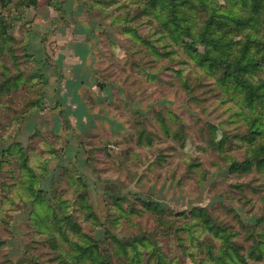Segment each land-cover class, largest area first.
<instances>
[{
	"label": "rangeland",
	"instance_id": "1",
	"mask_svg": "<svg viewBox=\"0 0 264 264\" xmlns=\"http://www.w3.org/2000/svg\"><path fill=\"white\" fill-rule=\"evenodd\" d=\"M28 1L0 2V264H264V100L244 98L248 83L264 96V55L240 41L264 38V8L202 4L193 27L215 10L223 48L182 36L216 67L171 38L161 5L85 0L91 63L61 50L59 72L27 50ZM216 227L244 259L221 262ZM76 243L102 257H74Z\"/></svg>",
	"mask_w": 264,
	"mask_h": 264
},
{
	"label": "trees",
	"instance_id": "2",
	"mask_svg": "<svg viewBox=\"0 0 264 264\" xmlns=\"http://www.w3.org/2000/svg\"><path fill=\"white\" fill-rule=\"evenodd\" d=\"M37 0H29L28 3L30 4H35ZM143 3V7L146 8V3H148L147 5H149L150 7L148 8H153V9H157V6H160V10H161V14L156 15L157 18H159L161 20V24H163L164 28H167L169 31V34L171 36V38L174 41L179 42V38L180 40H182L184 42L185 47L189 50H193L192 52H194L198 57H196L197 60L199 61H208V64H211L212 66H216L219 67V64H221V61L217 62L215 60H221V59H217L218 55H214V59H211V57H209V53L210 50H205L203 52H199L197 48H194L192 46H190L188 44V41H184L183 39V34L184 35H189V34H193V32H195V28L193 27V16H198V12L203 10L204 6L202 4H206V2L208 0H140ZM1 2V0H0ZM13 1L11 0H6L7 4L12 3ZM83 4L88 8L87 5V1L82 0ZM242 2L246 3L248 2V0H242ZM253 4H256V6H262V8H264V0H252ZM29 4V5H30ZM159 10V11H160ZM215 14L216 11L212 9L211 12H209L208 15V20L205 21V27L204 28H199L196 30V32L198 31V36H200L201 41L204 42L206 39H208L207 36H211V39H208L212 42V45H215L216 48H223L220 44L223 43V41L218 35V30L214 27V26H218L219 29H223V23L222 21H216L215 18ZM250 19H248L249 21ZM190 21V22H189ZM189 22V23H188ZM239 23H243V25H246V20L245 19H241L239 21H237ZM228 28V27H227ZM233 28V27H232ZM233 29H226V32L228 31H232ZM211 32V33H210ZM202 33V35H201ZM217 33V35H215ZM254 32L250 31L248 33H246V36H244L243 39H241V43L244 45L243 48H241V53H246V56H253L252 53H250L249 51H251V49L255 48L257 49V51L255 50L254 52L257 53H261L264 55V38L261 36H257L256 38L252 39ZM215 35V36H214ZM214 36V37H213ZM136 37V36H135ZM231 40V39H230ZM232 42V41H231ZM240 43V42H238ZM240 43V44H241ZM252 52V51H251ZM243 55V54H242ZM242 60V57L239 55L237 58L235 57L234 61H227L226 59H224L222 61L223 66L226 68V70H230V67L235 65L236 68H239V66H242V64H239L240 61ZM224 62V63H223ZM229 62V63H228ZM235 62V63H234ZM257 63V62H255ZM243 77V76H241ZM237 79H239V76L236 77ZM246 80H248V78L246 77ZM253 83H248L247 85H244L247 88V92L244 95V98L247 100H251V101H257L260 98L262 100H264V96H262L261 94H258L257 90H255L254 88H252ZM24 185L26 186V193H25V199L23 200H29L32 204L33 207L35 209V207L37 206L38 203V194L42 193V191H38V187L36 186L35 183H32L30 180H25ZM37 218L39 220H43L44 216L41 217V215H38ZM58 227H56L57 229ZM55 230L54 227L51 228V231ZM57 231V230H56ZM214 233V235H218L219 237H221L222 239V247L219 250V252L221 251V262H226L224 259V256L227 257L230 255H238L239 256V260L241 259L240 257H243L244 259V255H240V252H238L237 250H235V245L231 244V238L228 233L222 234L225 231L219 229V227H216L214 229V231H212ZM222 234V235H221ZM213 235V234H212ZM93 244H87V245H82L80 243H76V247H75V254L73 255L74 257H78V258H82L84 255L88 254L89 256L91 255L93 257V260L95 259L96 261H99V259L102 257L101 255H98V253L96 251H98V249H94V247H92ZM211 246L213 247V245L211 244ZM258 247H253L249 252L253 257H261L262 256V251L261 248L257 249ZM225 250V251H224ZM159 251V250H156ZM257 252L259 255H255L254 253ZM155 257H157V259H160L159 264H168V260H167V256L164 254H154ZM159 257V258H158ZM108 262L105 261V264H107Z\"/></svg>",
	"mask_w": 264,
	"mask_h": 264
},
{
	"label": "crops",
	"instance_id": "3",
	"mask_svg": "<svg viewBox=\"0 0 264 264\" xmlns=\"http://www.w3.org/2000/svg\"><path fill=\"white\" fill-rule=\"evenodd\" d=\"M17 12H22L17 17L28 21L29 31L25 38L27 50L32 56L44 59L53 70L60 72L64 66L60 53L64 50L65 58L71 64L79 62L89 66L94 50L90 46L88 31L79 30L84 26L89 28L82 0H37L35 4L18 7ZM84 45L88 48L87 53L80 54L77 50ZM70 77L75 78V74ZM48 86H51L50 82Z\"/></svg>",
	"mask_w": 264,
	"mask_h": 264
}]
</instances>
